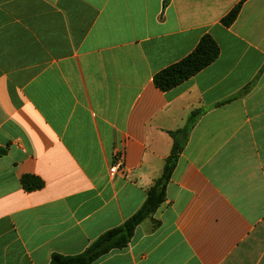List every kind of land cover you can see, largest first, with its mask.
I'll use <instances>...</instances> for the list:
<instances>
[{
	"label": "crops",
	"instance_id": "obj_1",
	"mask_svg": "<svg viewBox=\"0 0 264 264\" xmlns=\"http://www.w3.org/2000/svg\"><path fill=\"white\" fill-rule=\"evenodd\" d=\"M205 34L215 61L157 89ZM194 110L165 202L92 264H264V0H0V264L77 255L121 225Z\"/></svg>",
	"mask_w": 264,
	"mask_h": 264
},
{
	"label": "trees",
	"instance_id": "obj_2",
	"mask_svg": "<svg viewBox=\"0 0 264 264\" xmlns=\"http://www.w3.org/2000/svg\"><path fill=\"white\" fill-rule=\"evenodd\" d=\"M241 4L242 2L238 3L221 20V23L225 27L231 26L236 20L241 9ZM219 51V47L212 37L206 34L203 35L195 48L187 56L157 72L152 78L153 85L162 92L175 88L214 62L219 55ZM250 87V84L245 86L239 95L246 93ZM199 114V110L192 111L181 129L169 132L172 138L170 154L164 162L162 174L148 188L147 196L139 209L121 225L100 234L83 252L77 255L54 253L50 257L49 264H92L111 250L126 247L136 227L142 221L151 217L162 203L165 202L166 185ZM5 154L6 149L0 147V157ZM20 184L25 192L36 191L44 186V182L33 175L22 176ZM155 226H157V223Z\"/></svg>",
	"mask_w": 264,
	"mask_h": 264
},
{
	"label": "built area",
	"instance_id": "obj_3",
	"mask_svg": "<svg viewBox=\"0 0 264 264\" xmlns=\"http://www.w3.org/2000/svg\"><path fill=\"white\" fill-rule=\"evenodd\" d=\"M121 160H122V157L119 155L118 160L116 161V163L109 168V172L110 173H115V172L118 171V166L120 165Z\"/></svg>",
	"mask_w": 264,
	"mask_h": 264
}]
</instances>
